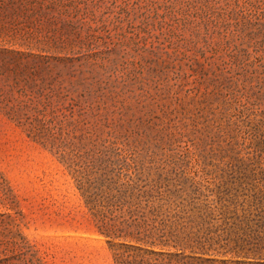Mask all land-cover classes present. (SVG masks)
I'll return each mask as SVG.
<instances>
[{
  "label": "rangeland",
  "instance_id": "1",
  "mask_svg": "<svg viewBox=\"0 0 264 264\" xmlns=\"http://www.w3.org/2000/svg\"><path fill=\"white\" fill-rule=\"evenodd\" d=\"M6 40L50 57L28 89L50 105L10 119L23 82L0 65V248L24 236L31 264H115L82 195L108 192L100 178L239 213L264 192V0H15Z\"/></svg>",
  "mask_w": 264,
  "mask_h": 264
},
{
  "label": "trees",
  "instance_id": "2",
  "mask_svg": "<svg viewBox=\"0 0 264 264\" xmlns=\"http://www.w3.org/2000/svg\"><path fill=\"white\" fill-rule=\"evenodd\" d=\"M14 1L0 0V4ZM6 43L0 44V65L13 64L17 73L12 86L23 84L16 90L17 98H3L1 103L9 109L10 119L29 125L40 121L50 105L43 89L28 90L35 81L46 82V76L36 73L49 67L50 57L18 49V42ZM49 147L59 154L57 147ZM98 183L108 192L82 195L115 264H264V192L251 196V203L240 206L239 213L235 206L222 204L221 197L213 205L208 196L175 193L168 182L129 177L119 183V178L105 177ZM118 184L125 189L110 192ZM19 237L22 242H13L11 249L0 248V264H31L35 251L24 236Z\"/></svg>",
  "mask_w": 264,
  "mask_h": 264
}]
</instances>
